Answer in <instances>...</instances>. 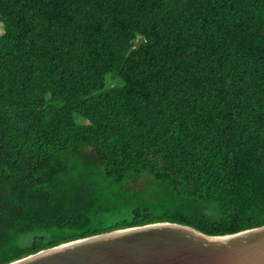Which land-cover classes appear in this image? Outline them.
Instances as JSON below:
<instances>
[{
	"label": "trees",
	"instance_id": "16d2710c",
	"mask_svg": "<svg viewBox=\"0 0 264 264\" xmlns=\"http://www.w3.org/2000/svg\"><path fill=\"white\" fill-rule=\"evenodd\" d=\"M0 20V264L264 225V0H0Z\"/></svg>",
	"mask_w": 264,
	"mask_h": 264
},
{
	"label": "water",
	"instance_id": "95a60500",
	"mask_svg": "<svg viewBox=\"0 0 264 264\" xmlns=\"http://www.w3.org/2000/svg\"><path fill=\"white\" fill-rule=\"evenodd\" d=\"M8 264H264V225L209 235L156 222L65 242Z\"/></svg>",
	"mask_w": 264,
	"mask_h": 264
},
{
	"label": "rangeland",
	"instance_id": "374dc122",
	"mask_svg": "<svg viewBox=\"0 0 264 264\" xmlns=\"http://www.w3.org/2000/svg\"><path fill=\"white\" fill-rule=\"evenodd\" d=\"M4 32V27H3V23L0 20V35ZM110 81V80H109ZM114 83V82H112Z\"/></svg>",
	"mask_w": 264,
	"mask_h": 264
}]
</instances>
